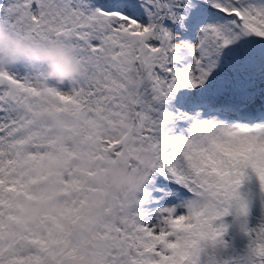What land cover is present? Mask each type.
I'll use <instances>...</instances> for the list:
<instances>
[{
    "label": "snow or ice",
    "instance_id": "6c2138e0",
    "mask_svg": "<svg viewBox=\"0 0 264 264\" xmlns=\"http://www.w3.org/2000/svg\"><path fill=\"white\" fill-rule=\"evenodd\" d=\"M0 16L86 67L59 86L62 135L34 70L0 66V264H264V0H0ZM119 168L145 185L114 191Z\"/></svg>",
    "mask_w": 264,
    "mask_h": 264
},
{
    "label": "clouds",
    "instance_id": "9594fccd",
    "mask_svg": "<svg viewBox=\"0 0 264 264\" xmlns=\"http://www.w3.org/2000/svg\"><path fill=\"white\" fill-rule=\"evenodd\" d=\"M16 64H23L34 70L35 83L40 90V115L51 129L67 135L71 127L70 114L67 111H55V106L61 102L59 86L72 84L86 70L79 46L53 33L36 35L18 19L0 16V66ZM120 142L140 166L145 168L153 166L150 149L141 144L134 130H121ZM110 183L114 191L135 193L146 181L127 168H119L113 174ZM36 201V207L40 212L58 210L57 205L39 193H36Z\"/></svg>",
    "mask_w": 264,
    "mask_h": 264
},
{
    "label": "rangeland",
    "instance_id": "374dc122",
    "mask_svg": "<svg viewBox=\"0 0 264 264\" xmlns=\"http://www.w3.org/2000/svg\"><path fill=\"white\" fill-rule=\"evenodd\" d=\"M157 180L160 184H165L166 182L164 181L162 176L157 175Z\"/></svg>",
    "mask_w": 264,
    "mask_h": 264
}]
</instances>
